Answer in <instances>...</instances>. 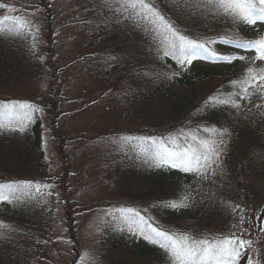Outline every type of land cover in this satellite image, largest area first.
Segmentation results:
<instances>
[{
    "label": "trees",
    "instance_id": "trees-1",
    "mask_svg": "<svg viewBox=\"0 0 264 264\" xmlns=\"http://www.w3.org/2000/svg\"><path fill=\"white\" fill-rule=\"evenodd\" d=\"M194 2V0H192ZM191 13V18H187ZM195 9H184L183 16L179 22L181 25H189L194 29L195 34L202 35L211 27L210 20L216 17L212 13L199 14ZM181 13H176L180 15ZM175 18V15L173 16ZM224 24L231 23L234 33H244L246 29H252V25L243 23L234 24L230 19L221 17ZM128 27L133 30L130 22ZM134 31V30H133ZM136 33V31H134ZM103 43L110 42L114 57H124L125 62L115 60V66H111L110 74L130 80L134 84L133 77L139 72V68L145 63L143 53L135 55L141 50L139 44H152L150 38L137 39L119 31L103 33ZM36 51L32 47L28 36L11 31L7 26H0V86L6 85V78L12 75L15 70H20L25 75H30L33 66L30 65L36 58ZM189 66V65H188ZM234 64L229 74L211 75L208 71H200L187 77L177 73L164 82L149 86L138 91L139 96L132 105L128 104L126 110L130 114L138 112L141 108L145 113L142 121L148 122V126L155 130V135L165 138L172 137L180 128H196L197 125H213L217 128L227 127L229 131L236 133L238 138L246 130L242 131L234 122L232 113L227 107L224 111L222 105H211L207 92L212 79H219V86H223L220 93H226L228 85L240 84L239 80L246 77L247 68ZM238 81L235 85L231 81ZM147 85L146 83H144ZM214 87H211V91ZM215 93V92H214ZM257 103L264 110V91L257 98ZM132 106V107H131ZM183 125V126H181ZM244 125H242V128ZM164 131L172 132L168 135H161ZM28 140L17 139L13 142L0 140V182L15 183L23 171L37 169L39 172L44 167L43 155L38 148L37 128ZM263 130L247 134L244 138L245 150L228 146L223 168V177L217 174L213 180L193 179L191 182H184L181 177L167 173L164 168H157L149 164L142 165L138 172L120 171L118 183L123 200L127 199L130 204L118 203L117 208H133L146 218L158 224L160 227L176 234H192L198 236H219L220 232L226 230L235 231L231 226L238 224V213H233L227 205L239 204L245 209L243 213L246 220H250L252 228L258 232L264 218V137H261ZM241 146V144L239 145ZM140 158L137 149H128ZM227 164V165H226ZM11 166V167H10ZM13 167H17L19 171ZM131 176V177H130ZM122 183V184H121ZM17 184L14 185L16 187ZM130 187V188H129ZM137 188V189H134ZM22 192L26 195L29 191L21 186ZM260 192L256 201L254 195ZM42 191H37L33 197L20 198L18 190L11 202L5 203L0 214L6 219L26 225L31 228L33 217L30 213H23L19 221L12 217L17 201H22L34 209L37 217H45L42 204L34 208V204L40 199ZM189 195L193 201L190 207L173 209L168 207L173 201L180 200L183 196ZM20 198V199H19ZM122 203V204H121ZM259 216V220L257 217ZM106 222L103 234L106 238L102 242L101 259L105 264H168V257L157 245L145 240L139 233L133 235L129 230L128 222L118 212L117 215L109 214L107 218H113ZM132 231H135L133 226ZM244 237V238H243ZM243 239H248L243 235ZM21 243L29 246L28 241ZM249 248H246L248 253ZM31 255L17 247L10 237H5L0 243V264H28ZM27 259V260H26ZM242 264H245L243 261Z\"/></svg>",
    "mask_w": 264,
    "mask_h": 264
},
{
    "label": "snow or ice",
    "instance_id": "snow-or-ice-1",
    "mask_svg": "<svg viewBox=\"0 0 264 264\" xmlns=\"http://www.w3.org/2000/svg\"><path fill=\"white\" fill-rule=\"evenodd\" d=\"M104 6L114 9L117 16L116 23L121 21L128 26L130 22L134 31L142 34L141 38L147 37L152 41V46L163 45L164 57H171L180 68H186L194 60L203 59L210 63H232L234 60H245V56L225 55L216 51L211 45L216 44V39L201 40L191 36L187 29L182 28L179 21L183 16V10L195 8L199 14L211 12L214 17L219 16L226 20L230 19L234 24L254 25L258 21L264 23V0H104ZM0 10L15 11L16 7L6 2H0ZM181 13L176 15V13ZM175 15V18L173 16ZM187 18H191L189 13ZM7 23L9 29L20 30L24 27L18 16L5 15L0 18V26ZM222 44H232L239 49L254 50L255 60L264 61V37L251 41H232L222 39ZM120 62H125L124 57H110ZM177 73H173L176 75ZM171 78V77H170ZM238 81L233 80L234 85ZM240 90L227 96L209 97V101L215 105L227 106L239 109V101L248 99L251 96L249 88L257 91L264 90V69L258 73L254 68L247 69L246 77L239 80ZM131 89V85H127ZM129 96L128 103L132 105L140 95L135 90L126 91ZM5 110L16 119L17 126L8 128L10 132L23 131L26 123H30L32 114L43 111L42 107L29 102H11V107L3 106ZM5 125L0 124V129ZM209 133L202 137L196 133L186 134L183 131L176 137H163L155 134H145L140 136H126L125 142L133 149H137L144 164H149L157 168H179L185 173H195L202 180H213L214 177L223 173L224 156L228 147V140L231 132L227 127H212L205 125L202 129ZM136 157H133L135 159ZM35 182H26V186L31 188ZM41 185H36V191ZM45 188H52L50 184H44ZM4 189L8 190L5 194ZM18 189L13 185H0V202H11L12 197ZM48 195H54L52 191ZM58 195V194H56ZM193 201L189 195L183 196L178 201H173L168 207L173 209L187 208ZM233 213H238V224H233L236 231H229L227 235L219 236H198L192 234H176L154 224L153 221L142 215L141 212L133 208H118L121 217L129 224V230L133 235L139 233L145 240L157 244L168 257V264H240L242 257L246 256L247 264H258L246 248H251L252 241L242 238L243 233L249 229L243 227L246 223L251 226L250 220H246L245 209L239 204L235 206L229 204ZM259 216L257 220H259ZM264 224V222H262ZM133 226L135 231H132ZM3 227V225H0ZM260 232H264V227H260Z\"/></svg>",
    "mask_w": 264,
    "mask_h": 264
},
{
    "label": "rangeland",
    "instance_id": "rangeland-1",
    "mask_svg": "<svg viewBox=\"0 0 264 264\" xmlns=\"http://www.w3.org/2000/svg\"><path fill=\"white\" fill-rule=\"evenodd\" d=\"M74 1L76 0L53 1L51 11L54 14L52 21L54 22L55 26L53 27L51 24V28H49V25H47L45 18L46 16L42 14L41 4L44 5V0H41V2L40 0H20V9L17 11L20 12L21 15L15 11L8 12L9 16H18L21 22H23L26 28L31 32L33 40H35V43L40 50L43 63H47L49 61V57L47 56L49 46L46 42L45 44L43 42L46 41V38L50 37L51 47L57 45V38L51 37V35L55 33L53 29H56L57 24L59 22L62 23V20L63 22L67 23L79 13L77 6L71 5ZM46 2L49 4V0H46ZM258 27L260 28V32L264 33V23H261L258 25ZM71 34L72 33H65V31L62 33L59 32L58 37L62 41L70 42ZM70 52L71 55L66 56L58 52V49L53 50L55 56L53 60V66H55V72L57 76V82L55 85L61 92V100L57 112L58 118L56 120V134L59 137H64L66 133H69L70 135L74 134L77 138L84 137V140L87 142L77 141L75 143L73 153L78 157L74 165L75 176H71L70 179L68 178L66 183L60 181L53 187L55 194H58L56 195L55 201L53 203L55 218L53 235L55 237L66 236L68 233L65 220L67 207L64 204V201H67L72 212L76 211L78 213L79 211H85L90 206L97 204L98 201H93L97 199L100 200L102 198L101 196L103 195V184L101 180L97 178V176L93 175L99 166V162L95 160L94 154H96V156L102 155L108 142L103 144L102 142L97 141L94 143L90 142L86 137L97 136L106 131L113 130L114 125H119L123 121V117L117 115V101L109 97L99 99V97L103 94V86H105L106 89L105 83L107 74L99 72L105 68L103 62L106 59H97L91 61L88 58H76V56L85 58L97 54L93 53V50H85L81 44L73 46ZM224 65L226 66L225 63ZM224 65L212 67L197 63L195 64V69H207L208 71L211 70L213 72H219L226 69ZM89 76L97 77V79H90ZM51 78H53L52 73L49 70H46L43 72V75L40 76L34 83H25L24 88L11 90L6 94V96H22L26 99H35L40 104L54 106L51 105V95L52 87L54 85L53 80L55 79L53 78L52 80ZM208 89H210V86ZM114 91L115 89L112 88V92ZM48 112L50 111L48 110ZM103 112H106L107 115L102 117ZM45 117L47 120H50L48 121L49 125H51V122H53V113L51 115L46 113ZM127 124H133L136 127L139 126L135 122H127ZM107 126L108 128L106 129ZM46 133L47 131L43 125L42 145L47 155L49 165H52L55 161V157L49 153L48 149H51L53 152L55 151L51 144L48 148ZM166 134L167 131H164L161 135ZM93 145L96 148L94 147L95 150L93 154H89V152L92 153ZM88 149L89 152H87ZM81 161H83L82 169L84 172L80 169ZM88 171L93 174L88 177L92 178V181H87V187L86 178L84 176ZM53 172H59V174L62 173L61 169L59 168H54ZM81 193L86 196L80 198L79 195ZM65 196L66 198H64ZM103 197L104 199L102 204L111 205L113 203L111 196H109L108 199L105 193ZM82 216H77L76 219L78 220V223L86 225L90 223L93 217L99 218L98 212L87 214L82 218V220H79ZM237 233L239 234V229ZM78 234L79 236H77L76 233L75 240L77 247H74L71 241H68V244H66L65 241H62L57 249L58 254L52 255L51 258H47L42 255L41 264H69L75 258L77 253L76 250H78L77 264H96V247L93 242L94 233L90 229L89 233L78 231ZM261 254L262 249L256 246L255 252L251 253V256L256 261Z\"/></svg>",
    "mask_w": 264,
    "mask_h": 264
}]
</instances>
